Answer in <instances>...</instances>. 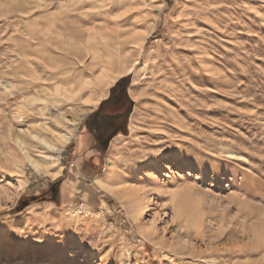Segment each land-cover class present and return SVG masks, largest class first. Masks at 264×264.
I'll use <instances>...</instances> for the list:
<instances>
[{
    "label": "rangeland",
    "instance_id": "rangeland-1",
    "mask_svg": "<svg viewBox=\"0 0 264 264\" xmlns=\"http://www.w3.org/2000/svg\"><path fill=\"white\" fill-rule=\"evenodd\" d=\"M0 264H264V0H0Z\"/></svg>",
    "mask_w": 264,
    "mask_h": 264
},
{
    "label": "flooded vegetation",
    "instance_id": "flooded-vegetation-1",
    "mask_svg": "<svg viewBox=\"0 0 264 264\" xmlns=\"http://www.w3.org/2000/svg\"><path fill=\"white\" fill-rule=\"evenodd\" d=\"M124 86L113 90L107 102L87 121L91 136L101 150H106L110 143L127 129L128 115L123 111L111 113L109 107L128 102Z\"/></svg>",
    "mask_w": 264,
    "mask_h": 264
},
{
    "label": "bare ground",
    "instance_id": "bare-ground-1",
    "mask_svg": "<svg viewBox=\"0 0 264 264\" xmlns=\"http://www.w3.org/2000/svg\"><path fill=\"white\" fill-rule=\"evenodd\" d=\"M58 47V49L59 50H61V51H63V52H69V53H71V52H73V51H76V48H74L73 50H72V45H70V46H68V47H66V46H57ZM94 54H95V52H94ZM96 55V54H95ZM94 57H96V56H94ZM61 61V60H60ZM58 67H60V65L62 64L61 62H59V61H57V63H55ZM62 66V65H61ZM20 116V118H22V116L21 115H19ZM19 118V117H18ZM17 118V119H18ZM20 121V120H19ZM30 135H31V137L33 138V139H29L30 140V145H27L23 140H21V139H19V138H17L16 139V145L18 146V148H19V151L22 153V156L24 157V159L26 160V161H28L31 165H33L35 168L34 169H36V171L37 172H39V173H44L45 171H46V165H45V163H48V160L47 159H41V160H37L36 158H34V154H36V153H38V150L37 149H39L38 147L39 146H42V144H44L45 146H47L48 147V149L49 150H51L52 152V154L54 153H60V152H62L63 151V148L65 147V146H67L68 144H69V142L71 141V136L70 135H64L63 137H61L59 140H57V143H55V144H50L49 142H47L46 141V139H42V137H41V135L39 136V135H35V133L34 134H32V132L30 133ZM37 142H36V141ZM34 144L36 145V146H38V147H34ZM33 145V146H32ZM43 145V146H44ZM17 148V147H16ZM42 148H44V147H42ZM50 152V151H49ZM14 154V153H13ZM15 156V155H14ZM14 158V157H13ZM45 161V162H44ZM108 176V175H107ZM114 180V177H109L106 181H107V183H112V181ZM99 183L101 184V185H105V182L100 178L99 180ZM139 215H140V213L139 212H137L136 213V215H135V217L136 218H138L139 217Z\"/></svg>",
    "mask_w": 264,
    "mask_h": 264
},
{
    "label": "trees",
    "instance_id": "trees-1",
    "mask_svg": "<svg viewBox=\"0 0 264 264\" xmlns=\"http://www.w3.org/2000/svg\"><path fill=\"white\" fill-rule=\"evenodd\" d=\"M123 84V82L121 81V82H119L118 84H117V86H115L114 88H113V90H116L118 87H120V86H124V85H122ZM125 88V94H126V90H127V87L125 86L124 87ZM112 90V91H113ZM128 100V99H127ZM107 102V101H106ZM105 102V103H106ZM104 103V104H105ZM104 104H102L101 105V107L104 105ZM123 104H114V107H115V109L113 110V111H111L110 110V112L111 113H118V112H120V111H124L127 115H128V117H129V115H130V110L128 109V107L126 108L125 106L124 107H121ZM100 107V108H101ZM127 130V129H126ZM126 132V131H125ZM56 183H58L57 181L56 182H53V183H51L52 184V186H55L56 185Z\"/></svg>",
    "mask_w": 264,
    "mask_h": 264
},
{
    "label": "crops",
    "instance_id": "crops-1",
    "mask_svg": "<svg viewBox=\"0 0 264 264\" xmlns=\"http://www.w3.org/2000/svg\"><path fill=\"white\" fill-rule=\"evenodd\" d=\"M87 128H88V130H89V133H90V135H91V132H92V131H91V129H90L88 126H87Z\"/></svg>",
    "mask_w": 264,
    "mask_h": 264
}]
</instances>
